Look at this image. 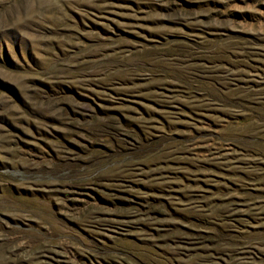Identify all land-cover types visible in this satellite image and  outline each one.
I'll return each mask as SVG.
<instances>
[{"label":"rangeland","instance_id":"1","mask_svg":"<svg viewBox=\"0 0 264 264\" xmlns=\"http://www.w3.org/2000/svg\"><path fill=\"white\" fill-rule=\"evenodd\" d=\"M0 264H264V0H0Z\"/></svg>","mask_w":264,"mask_h":264}]
</instances>
